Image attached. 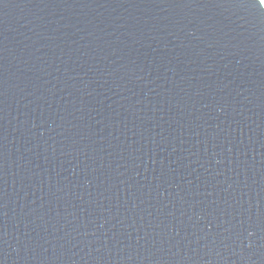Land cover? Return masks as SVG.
<instances>
[{"label": "water", "instance_id": "95a60500", "mask_svg": "<svg viewBox=\"0 0 264 264\" xmlns=\"http://www.w3.org/2000/svg\"><path fill=\"white\" fill-rule=\"evenodd\" d=\"M0 264H264V4L0 0Z\"/></svg>", "mask_w": 264, "mask_h": 264}, {"label": "snow or ice", "instance_id": "6c2138e0", "mask_svg": "<svg viewBox=\"0 0 264 264\" xmlns=\"http://www.w3.org/2000/svg\"><path fill=\"white\" fill-rule=\"evenodd\" d=\"M260 4H264V0H259Z\"/></svg>", "mask_w": 264, "mask_h": 264}]
</instances>
